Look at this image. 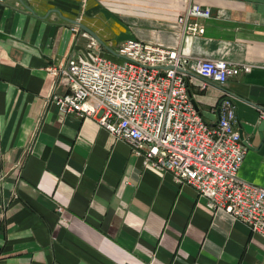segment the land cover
Listing matches in <instances>:
<instances>
[{"label": "crops", "instance_id": "0c3cea01", "mask_svg": "<svg viewBox=\"0 0 264 264\" xmlns=\"http://www.w3.org/2000/svg\"><path fill=\"white\" fill-rule=\"evenodd\" d=\"M192 3L211 16L182 43L174 22ZM75 21L107 46L114 35L183 45L194 107L213 126L231 96L246 147L239 175L264 187V0H0V264H264V238L245 222L52 102L64 89L46 66L94 38ZM200 57L250 70L221 85L194 72Z\"/></svg>", "mask_w": 264, "mask_h": 264}, {"label": "built area", "instance_id": "2783aa9c", "mask_svg": "<svg viewBox=\"0 0 264 264\" xmlns=\"http://www.w3.org/2000/svg\"><path fill=\"white\" fill-rule=\"evenodd\" d=\"M210 16L209 7L188 5L174 22L180 42L202 33L198 19ZM96 41L90 39L83 54L46 66L64 89L51 95L52 102L64 114L96 119L127 141L145 167L171 173L175 181L206 198L210 208L245 222L252 235L264 238V187L239 175L246 147L235 127L231 96L225 93L218 119L209 126L189 95L192 77L183 45L131 37L110 53L117 57L112 60L99 52ZM192 69L224 85L240 71H249L250 65L200 57ZM206 86L201 82V88Z\"/></svg>", "mask_w": 264, "mask_h": 264}, {"label": "rangeland", "instance_id": "374dc122", "mask_svg": "<svg viewBox=\"0 0 264 264\" xmlns=\"http://www.w3.org/2000/svg\"><path fill=\"white\" fill-rule=\"evenodd\" d=\"M84 2L81 3L80 7L78 8V11L80 12L81 14V10H82V4ZM78 17H80V15H78ZM100 20L102 21V25L103 27H105L106 31H114V29L116 28V25L114 24V20L111 16H104V15H101L100 16ZM118 28V27H117ZM90 39H94L92 37L89 38ZM88 40V42H89ZM98 43V50L99 52L104 55L105 57H108L112 60H117V57L114 56V55H111L109 51H106L107 49L101 45L98 41H96ZM106 42L108 43V46L111 48V49H116V47L122 42L121 39L119 37H116L114 35L113 39L112 40H106ZM114 49V50H115Z\"/></svg>", "mask_w": 264, "mask_h": 264}, {"label": "water", "instance_id": "95a60500", "mask_svg": "<svg viewBox=\"0 0 264 264\" xmlns=\"http://www.w3.org/2000/svg\"><path fill=\"white\" fill-rule=\"evenodd\" d=\"M77 22L84 30H86L87 32H89L101 45H103L110 53H115L114 50H112L110 47H108L91 29H89L88 27L84 26L83 24H81L78 21ZM261 124L264 125V119L261 120ZM241 136V135H240Z\"/></svg>", "mask_w": 264, "mask_h": 264}]
</instances>
